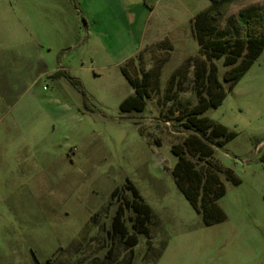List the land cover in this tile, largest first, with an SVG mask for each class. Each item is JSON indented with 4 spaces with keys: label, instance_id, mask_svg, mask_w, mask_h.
Returning <instances> with one entry per match:
<instances>
[{
    "label": "rangeland",
    "instance_id": "1",
    "mask_svg": "<svg viewBox=\"0 0 264 264\" xmlns=\"http://www.w3.org/2000/svg\"><path fill=\"white\" fill-rule=\"evenodd\" d=\"M139 1L0 0V264H264V51L201 115L237 133L212 160L241 178L223 174L226 219L207 225L172 170L207 95L194 23L212 0H146L151 15ZM263 16L264 0H234L216 36L259 32ZM123 66L153 71L144 110L120 107L134 93ZM128 179L153 209L147 234L125 207Z\"/></svg>",
    "mask_w": 264,
    "mask_h": 264
},
{
    "label": "trees",
    "instance_id": "2",
    "mask_svg": "<svg viewBox=\"0 0 264 264\" xmlns=\"http://www.w3.org/2000/svg\"><path fill=\"white\" fill-rule=\"evenodd\" d=\"M233 1L212 0L211 5L197 15L194 34L199 41L201 52L210 64L208 70L206 61L199 66L197 80L207 95L200 98L184 123L191 134L182 144L173 146V152L179 157L172 170L175 182L196 211L204 216L207 225L226 219V213L217 203V200L227 192L223 174L234 184H240L241 178L232 169L212 160L214 148L224 146L236 137L237 133L229 130L224 124L201 115L209 108H217L222 104L228 93L235 88L264 51V29L259 32L247 29L243 35L232 37L216 36L218 29L216 21L222 18L224 7ZM222 57H224L223 64L228 69L221 78L217 61ZM122 71L133 85L134 93L122 101L121 109L144 110L147 98L150 96L148 89L153 71H145L141 79L133 77L126 66L122 67ZM61 72L58 71V74ZM72 81L81 85L80 80L76 78H72ZM126 188L132 193L131 198H124V204L135 214L133 226L137 232L147 234L153 209L130 179ZM118 192L117 188L113 195ZM114 225L121 237L128 242L129 247L139 243L136 233L129 234L120 209L114 217Z\"/></svg>",
    "mask_w": 264,
    "mask_h": 264
},
{
    "label": "crops",
    "instance_id": "3",
    "mask_svg": "<svg viewBox=\"0 0 264 264\" xmlns=\"http://www.w3.org/2000/svg\"><path fill=\"white\" fill-rule=\"evenodd\" d=\"M157 2H159L160 0H155ZM139 6L138 9H140V14H144V15H151L154 11L153 7H150L149 4L146 3V0H140L139 2H136L135 7L137 8ZM134 29L136 31L142 32L145 31L147 29V24L145 21V18L142 19L139 24L134 25ZM125 75V74H124ZM126 77V76H125ZM127 78V77H126ZM128 80V79H127ZM129 81V80H128ZM131 84V83H130ZM132 85V84H131ZM133 86V85H132Z\"/></svg>",
    "mask_w": 264,
    "mask_h": 264
}]
</instances>
